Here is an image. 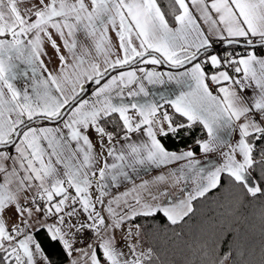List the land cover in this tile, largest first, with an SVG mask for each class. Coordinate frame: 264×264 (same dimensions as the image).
I'll return each mask as SVG.
<instances>
[{
  "label": "snow or ice",
  "instance_id": "snow-or-ice-1",
  "mask_svg": "<svg viewBox=\"0 0 264 264\" xmlns=\"http://www.w3.org/2000/svg\"><path fill=\"white\" fill-rule=\"evenodd\" d=\"M25 2L29 6L22 13L17 0H0V264H61L36 239L40 231L50 243L60 245L68 264H152L153 249L145 246L147 230L137 218L162 214L172 225L179 224L193 212L192 202L220 187L222 179L249 197L264 196V146H260L264 142V55L258 57L254 50L264 49V0H211L210 4L191 0L209 24L207 34L186 0H175L180 10L174 14L176 28L170 26L157 0ZM213 12L218 19L212 18ZM109 26L122 56L113 50ZM81 29L93 45L78 44L76 33ZM213 37L229 47L253 50L246 55L217 53ZM45 43L59 61L56 72L41 59L53 60L44 50ZM93 47L102 60L88 59ZM16 61L30 65L33 77L38 68L47 73L35 96L14 86ZM131 63L167 64L183 70H122ZM206 67L213 71L207 72ZM137 72L149 84L174 82L181 89L175 99L161 97L174 109L171 115L164 111L157 120L162 105L151 99L130 105L114 102L134 84L139 90L129 89V97L150 96ZM92 85L96 87L89 93ZM210 85L217 86L216 94ZM237 88L252 95L246 98ZM129 108L136 110L135 121L128 115ZM113 114L122 121L119 130L122 139L129 141L127 151H117L112 143L118 134L108 131ZM196 125L206 133L205 139L195 140L196 147L204 154L220 152L223 163L202 162L191 147L169 151L157 138L158 134L178 136L185 129L190 135ZM142 127L148 142H130V134ZM232 133L237 135L235 143L226 138ZM92 134L99 153L93 151ZM177 161L185 163L168 177L157 176L155 182L171 179L179 184L193 179L195 190L187 199L173 202L164 190L151 196V201L163 197L162 203L139 195L129 202L132 192L138 191L134 187L105 200L110 196L109 178L119 186L122 180L133 179L127 169L135 172L137 166L161 167ZM56 165H63L64 171ZM254 171L259 179L252 175ZM97 175L98 191L93 193ZM12 217L16 222L7 226ZM89 232L93 238L85 245ZM118 236L124 241L122 248L117 247ZM215 249L210 264H231L230 242L227 251H219L220 244Z\"/></svg>",
  "mask_w": 264,
  "mask_h": 264
},
{
  "label": "trees",
  "instance_id": "trees-1",
  "mask_svg": "<svg viewBox=\"0 0 264 264\" xmlns=\"http://www.w3.org/2000/svg\"><path fill=\"white\" fill-rule=\"evenodd\" d=\"M157 1L169 24H175L174 14L180 11L175 0ZM219 48L223 53L228 51L239 55L249 51L242 46L225 47L222 43ZM256 49L261 50L260 47ZM121 126L118 114H113L108 131L118 133L115 139L124 134L119 130ZM200 127L196 125L190 135L185 129L178 136L159 138L168 150L191 147L197 152L195 140L206 137ZM260 146H264V142ZM252 175L259 179L258 171ZM192 206L193 212L176 225L168 222L162 214L154 218H137L136 222L144 224L147 230L145 246L153 249L152 264H210L215 256V245L220 244L219 251L223 252L227 251L229 242L234 257L231 264H264V196L249 197L222 179L220 187L194 200ZM36 239L53 259L61 264L68 260L60 245L50 243L44 231L38 232Z\"/></svg>",
  "mask_w": 264,
  "mask_h": 264
},
{
  "label": "crops",
  "instance_id": "crops-1",
  "mask_svg": "<svg viewBox=\"0 0 264 264\" xmlns=\"http://www.w3.org/2000/svg\"><path fill=\"white\" fill-rule=\"evenodd\" d=\"M33 2H35V0H33ZM86 2H88V0H86ZM157 3H158V1H157ZM186 3L188 4L189 10L191 11L192 15L196 18V21L199 24L200 28L207 34L208 29H209V24L205 23L200 18V13L197 11V8L191 3V0H186ZM205 3L210 4L211 0H205ZM17 4H18V8L20 9V11L22 13L29 6V4L25 2V0H17ZM212 18L218 19L217 15L214 12L212 13ZM34 19H35V17L33 16V20ZM170 26L173 28L178 27V25L176 23L173 25H170ZM50 31H53V33H54V30L50 29ZM98 35H99V33H98ZM107 36L111 39L113 50L117 54L122 56L123 53L119 48V41L115 35V32L112 30L111 26H109V28H108ZM53 38L56 39L57 44L61 45V51L65 54H67V50L65 48H63V42L60 40V38L58 36H56L55 34H54ZM76 38H77L78 44L81 46H83L85 44H88V45L94 44L93 39L86 37V35L82 29L76 33ZM213 40H215V37H213ZM216 41H218V40H216ZM248 49H249V51L253 50L251 48H248ZM44 50L48 53L49 56H53V60L51 63H49L46 56H41V59L44 60V63L47 65V67L50 71L56 72L59 61L55 59L53 49L51 48V46L49 44L45 43ZM254 50H255V53L258 57L264 55V49L259 50L260 51L259 53L257 52L258 49L255 48ZM246 54L247 53H245L243 55H246ZM94 58L100 59V60L103 59V57L100 56V54L95 53L94 47H93L92 54L88 57V59L91 60ZM16 63L18 64V69H17L18 76H17V79L13 81L14 86L21 91L26 89V90H28L30 95L35 96V90L42 89L43 85L40 82L44 78L47 77V73L42 74L41 70L38 68L36 76L33 77L30 65L23 63L21 61H16ZM86 63H87V61H86ZM137 68H144L146 71L155 70V71L161 72V73L177 72V71L183 70V69H173V68L167 67L163 64H161V65H151V64L145 65L143 63H137L133 66H127V67L125 66V68L122 70L131 71V70H134ZM205 70L209 73H211L213 71V69L207 68V67ZM23 72H27V75H22L21 73H23ZM115 74L116 73H113V75H115ZM229 74L232 75L233 77L236 76V73L232 70H229ZM240 75L242 76L243 74L241 73ZM137 77L142 79L143 73L137 72ZM142 82L144 83L145 89L150 92L149 97H144L143 94H140V95L135 96V97H129L128 96L129 89H131L133 91L139 90V85L134 84V85H129L128 87H125L124 92H123V98L122 99L114 98V102H122L124 104L130 105L132 103H144L145 100L151 99V100L159 101L160 104L162 105V107L160 108L158 113L159 112L162 113L164 111L168 112V110H170V113L169 112L168 113L171 115L174 112V109L171 107L170 104L161 100V97L162 96L166 97L169 100L175 99L176 96L181 91V89L178 88L174 82L171 84H165V85H160V84L152 85L143 79H142ZM102 83H103V81H102ZM95 87L96 86L92 87L89 90V93ZM210 87L213 91V94H216L217 86L216 85H210ZM236 90L239 93V89L237 88ZM53 92L55 94L54 89H53ZM239 94H241L247 98V97H250L252 95V91L245 90L243 93H239ZM128 115L132 116L134 121L137 119V113H136V110H134V109L129 108ZM156 119L159 120V119H161V117L156 118ZM237 123H239V122H237ZM122 136H120L117 139L112 141V143L115 145L117 151H121V150L127 151L126 145L129 143V141H124L122 139ZM130 136H131L130 142H132V143L142 144V143L148 142V137H147L146 132L144 131L143 127L141 128L140 131L131 133ZM159 136L160 135L158 134V136H157L158 139H160ZM205 138L206 137H204L203 139H205ZM226 138L231 143H235V141L237 139V135H236V133H232L230 135H226ZM90 139H91L93 146H94L93 151L96 153H99L100 146L96 141L95 134L90 135ZM122 145H124L123 149H122ZM72 147H75V145H73ZM188 148H184L181 150H188ZM227 150H228L227 148L223 149V151H227ZM169 151H171V150H169ZM179 151H177V152H179ZM195 153H196V159H198L202 162L210 161L212 164L218 165V164L223 163V160H224L223 156L220 155V152H213V153L204 154L198 149V151ZM45 159H47V157H45ZM108 162H109V164H111L113 162L112 158H108ZM53 163H55V158H53ZM184 163H185V161H177L173 164H169V165L161 166V167L137 166V169L135 172H133L131 169H127V171L129 172V175L131 177H133V179L128 180V181L122 180L121 183L119 184V186H113L111 184V181L109 178V180L107 181V183L109 185L107 188V191H108V193H110V196H106L105 200L107 201L108 199L111 198V196H116V195H119V194H122V193H125L128 191H131L134 187H136L138 189V191L132 192V195H130L128 197L129 202H134L132 200V196L139 195L143 200H148L152 203H162L164 200L163 197H161L159 200L151 201V196L157 194L159 191H164V190H167V192L169 193V199H171L173 202H177L179 199H187L188 193L194 192V190H195V183L193 182V179H189L187 182L181 181L179 184H174L171 179H168L167 182H165V183H156L155 182V178L157 176L164 175V176L168 177V176H170V173L174 169H179L180 166ZM56 166L60 169L61 172L64 171L63 165H56ZM204 166L209 167L210 164H205ZM97 182H98V175H97L96 179L95 178L93 179V187H92L93 193H96L98 191L97 190ZM145 182H148L146 185V188L139 189L138 186L144 184ZM184 189H186V191H184ZM72 191H74V190H72ZM122 199H123V197H122ZM117 210L119 211V209H117ZM105 215H106V213H105ZM15 222H16L15 217H12V219H7V221H6L7 226H11ZM50 223H51V221H50ZM85 236L86 237L84 239V244L87 245L89 240L93 238L92 233L91 232L86 233ZM123 246H124V243L122 242V240L119 239V236H118L117 237V247L122 248ZM77 247H80V245H77ZM124 251H127V249L124 248ZM63 264H68V260Z\"/></svg>",
  "mask_w": 264,
  "mask_h": 264
},
{
  "label": "built area",
  "instance_id": "built-area-1",
  "mask_svg": "<svg viewBox=\"0 0 264 264\" xmlns=\"http://www.w3.org/2000/svg\"><path fill=\"white\" fill-rule=\"evenodd\" d=\"M215 41V44H214V50L217 52V53H221L223 54V52H221L220 48H219V45H220V42ZM213 49H211L212 51ZM258 52V51H257ZM259 53V52H258ZM168 112L170 113V110H168ZM161 117V112H159L157 115H156V118H160ZM96 179V178H95ZM72 191V190H71Z\"/></svg>",
  "mask_w": 264,
  "mask_h": 264
},
{
  "label": "water",
  "instance_id": "water-1",
  "mask_svg": "<svg viewBox=\"0 0 264 264\" xmlns=\"http://www.w3.org/2000/svg\"><path fill=\"white\" fill-rule=\"evenodd\" d=\"M222 46H225V47H229V46H227V45H225V44H222ZM243 47V46H242ZM258 47V46H257ZM246 48V47H245ZM135 64H137V63H131L130 65H127V66H133V65H135ZM163 65H165V66H167V67H169V65H167V64H163ZM126 66V67H127ZM93 87L95 86V85H92Z\"/></svg>",
  "mask_w": 264,
  "mask_h": 264
},
{
  "label": "rangeland",
  "instance_id": "rangeland-1",
  "mask_svg": "<svg viewBox=\"0 0 264 264\" xmlns=\"http://www.w3.org/2000/svg\"><path fill=\"white\" fill-rule=\"evenodd\" d=\"M86 237V236H85ZM124 243V241H122Z\"/></svg>",
  "mask_w": 264,
  "mask_h": 264
},
{
  "label": "bare ground",
  "instance_id": "bare-ground-1",
  "mask_svg": "<svg viewBox=\"0 0 264 264\" xmlns=\"http://www.w3.org/2000/svg\"><path fill=\"white\" fill-rule=\"evenodd\" d=\"M210 51H211V49H210Z\"/></svg>",
  "mask_w": 264,
  "mask_h": 264
}]
</instances>
